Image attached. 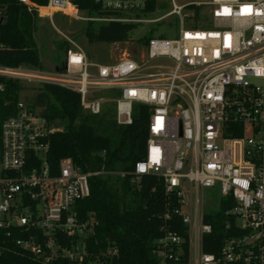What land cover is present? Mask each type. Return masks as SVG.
<instances>
[{
    "label": "built area",
    "instance_id": "2783aa9c",
    "mask_svg": "<svg viewBox=\"0 0 264 264\" xmlns=\"http://www.w3.org/2000/svg\"><path fill=\"white\" fill-rule=\"evenodd\" d=\"M20 1L49 19L54 13L99 23L179 18L173 38L150 36L140 57L134 52L136 59L124 55L111 63L91 62L75 40L59 32L67 46L54 72L0 65V79L75 91L84 111L109 108L122 125L132 122L137 105L146 106L145 155L130 181L159 176L165 192L175 194L173 212L185 227V237L164 231L152 251L163 257L168 246L184 242L186 264H264V0H171V10L154 19L140 16L152 2L155 9L156 0H94L108 15L83 13L70 0ZM191 5L192 11L182 13ZM199 5L206 6L204 22L197 18ZM47 131L52 130L37 110L20 100L1 123L0 256L12 246L40 264H99L98 255L86 249L96 220L73 209L88 196V177L95 172L62 158L50 174L42 140ZM213 186L219 209L204 213L199 190ZM209 213L222 217L215 252L203 250V237L213 230L204 221ZM112 254L113 246L102 252Z\"/></svg>",
    "mask_w": 264,
    "mask_h": 264
},
{
    "label": "trees",
    "instance_id": "16d2710c",
    "mask_svg": "<svg viewBox=\"0 0 264 264\" xmlns=\"http://www.w3.org/2000/svg\"><path fill=\"white\" fill-rule=\"evenodd\" d=\"M28 1L36 5L46 3ZM70 1L91 15L110 14L94 0ZM154 7L152 2L145 12ZM36 17L34 8L20 0H0V65L41 67L33 38ZM134 27V23L88 21L82 34L89 44H111L127 41ZM149 37L140 40L145 43ZM0 82L4 84L0 92L1 127L3 120L15 112L23 83L8 78H1ZM27 105L37 110L47 126L62 121L61 128L47 131L42 139L50 174H56L62 158H69L82 172H95L88 177V196L75 201L73 209L81 217L91 215L96 220L93 234L86 239V249L98 255L99 264H186L184 242L168 246L170 249L167 247L163 257L152 251L154 239L164 231L185 237V227L173 212L175 194L166 193L162 179L154 174H143L136 182L130 181L134 164L145 155L147 107L137 105L130 124H117L111 109L103 108L99 114L86 112L79 104L78 93L53 84L39 85ZM219 215L204 216V221L213 225L211 234L203 237L205 252L217 250V238L222 234ZM109 246L116 249V254L102 255ZM0 264L40 263L11 246L0 256ZM53 264L67 263L59 260Z\"/></svg>",
    "mask_w": 264,
    "mask_h": 264
},
{
    "label": "rangeland",
    "instance_id": "374dc122",
    "mask_svg": "<svg viewBox=\"0 0 264 264\" xmlns=\"http://www.w3.org/2000/svg\"><path fill=\"white\" fill-rule=\"evenodd\" d=\"M157 6L154 11L144 13L140 17L145 19H154L159 17L172 8L171 0H156ZM205 0H174L177 5L193 4L194 2H202ZM194 6H185L182 13H189ZM198 20L204 22L206 20V6H198ZM83 12V11H82ZM84 13V12H83ZM86 22L63 15L54 13L49 19L37 15L35 20V31L33 38L38 50L39 60L43 72H54L56 67H59L64 59L65 48L67 43L63 36L59 33L75 40L86 52L91 62L111 63L120 59L124 55L137 58L133 53L140 57L143 42L140 38L144 36H164L173 38L177 35L179 29V18L176 15H170L159 21L154 22H139L129 33L128 40L118 43H93L89 44L82 34ZM188 22L185 20V25ZM154 62L164 63V59H158ZM39 86L34 83H23V89L20 91L19 100L26 103L38 91ZM109 96H116L114 93L107 92ZM108 107V105H106ZM62 121H54L48 125L52 131L61 128ZM199 201L201 211L214 212L219 209L220 194L217 186L203 188L199 190Z\"/></svg>",
    "mask_w": 264,
    "mask_h": 264
},
{
    "label": "bare ground",
    "instance_id": "6f19581e",
    "mask_svg": "<svg viewBox=\"0 0 264 264\" xmlns=\"http://www.w3.org/2000/svg\"><path fill=\"white\" fill-rule=\"evenodd\" d=\"M42 12H45L44 10H42Z\"/></svg>",
    "mask_w": 264,
    "mask_h": 264
}]
</instances>
